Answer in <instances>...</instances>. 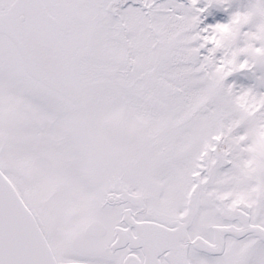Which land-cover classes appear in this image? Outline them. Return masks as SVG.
Here are the masks:
<instances>
[{"label":"snow or ice","instance_id":"6c2138e0","mask_svg":"<svg viewBox=\"0 0 264 264\" xmlns=\"http://www.w3.org/2000/svg\"><path fill=\"white\" fill-rule=\"evenodd\" d=\"M0 264H264V0H0Z\"/></svg>","mask_w":264,"mask_h":264},{"label":"rangeland","instance_id":"374dc122","mask_svg":"<svg viewBox=\"0 0 264 264\" xmlns=\"http://www.w3.org/2000/svg\"><path fill=\"white\" fill-rule=\"evenodd\" d=\"M220 15H223V14L221 13ZM240 79H241V80H243V78H242V77H241Z\"/></svg>","mask_w":264,"mask_h":264}]
</instances>
